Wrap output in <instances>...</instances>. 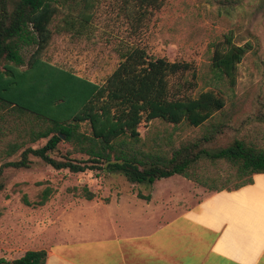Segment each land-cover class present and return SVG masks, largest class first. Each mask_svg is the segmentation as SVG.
Wrapping results in <instances>:
<instances>
[{
    "label": "trees",
    "instance_id": "trees-1",
    "mask_svg": "<svg viewBox=\"0 0 264 264\" xmlns=\"http://www.w3.org/2000/svg\"><path fill=\"white\" fill-rule=\"evenodd\" d=\"M95 1L0 0V122L16 133L10 153L22 150L19 159L5 162L0 172L28 169L32 156L55 171L84 175L98 170L149 186L181 176L210 192L236 191L253 184L254 175L264 174V148L234 136L219 145L232 129L219 117L226 104L225 90L235 85L238 65L251 46H237L227 39L225 47L216 48L210 58L214 85L195 95L189 93L192 83L185 91L174 85V79L186 73L195 79L189 63L152 59L133 46L119 51L117 66L103 81H90L44 60V52L53 34H85ZM166 1L121 0L120 10L138 32ZM206 1L225 14L246 2ZM58 14L63 15L55 23ZM253 119L264 123V112L257 111ZM152 121L199 128L202 133L177 145L169 133L142 140L138 128ZM82 125L88 133L80 130ZM25 138L46 142L39 148H24ZM60 143L71 150L54 157ZM72 153L87 158L72 159ZM204 162L224 163L230 172L225 177L199 174V164ZM47 194L38 205L44 204ZM84 197L90 201L94 195L84 188ZM45 261L44 250H29L0 264Z\"/></svg>",
    "mask_w": 264,
    "mask_h": 264
},
{
    "label": "rangeland",
    "instance_id": "rangeland-1",
    "mask_svg": "<svg viewBox=\"0 0 264 264\" xmlns=\"http://www.w3.org/2000/svg\"><path fill=\"white\" fill-rule=\"evenodd\" d=\"M120 8L121 0H96L85 34H53L44 60L99 83L117 66L121 49L138 47L152 59L189 63L195 79L186 73L176 77L174 85L185 91L192 83L194 88L189 93L195 95L214 85L210 58L216 48L225 47L227 39L237 46L249 44L251 49L238 65L235 85L225 90L226 104L219 117L232 129L219 140V145L227 144L234 136L264 148V123L253 119L257 111L264 112V0H246L229 14L218 11L206 0H167L138 32L130 28ZM62 15H57L55 23ZM80 130L89 132L86 125ZM10 131L0 122V167L19 159L22 151L10 153L9 146L16 141V133ZM138 132L142 140L169 133L177 145L202 130L152 121L140 126ZM23 142L24 148H39L46 139L31 143L25 138ZM70 150L68 144L60 143L53 156L60 157ZM70 157L87 158L74 153ZM29 159L28 169L6 168L0 172V260L11 261L26 251L42 250L48 242L108 235L112 227L110 216L119 210L110 209L108 216L102 210H87L89 201L84 197V188L94 195L92 202L99 203L97 200L107 202L115 191L148 193L151 187L131 184L119 174L98 170L84 175L55 171L35 157ZM229 172L224 163L204 162L198 167V173L205 175L225 177ZM156 188L179 192L176 197L182 202H190L192 196L194 203L200 201L203 193L210 192L181 176L159 180ZM47 191V200L38 205Z\"/></svg>",
    "mask_w": 264,
    "mask_h": 264
},
{
    "label": "crops",
    "instance_id": "crops-1",
    "mask_svg": "<svg viewBox=\"0 0 264 264\" xmlns=\"http://www.w3.org/2000/svg\"><path fill=\"white\" fill-rule=\"evenodd\" d=\"M252 179L236 191L203 193L197 203L179 201L158 181L148 193L90 200L93 213L119 210L111 232L45 243V264H264V174Z\"/></svg>",
    "mask_w": 264,
    "mask_h": 264
}]
</instances>
